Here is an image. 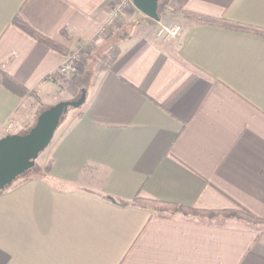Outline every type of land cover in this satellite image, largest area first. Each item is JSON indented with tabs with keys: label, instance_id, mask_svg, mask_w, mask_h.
<instances>
[{
	"label": "crops",
	"instance_id": "crops-1",
	"mask_svg": "<svg viewBox=\"0 0 264 264\" xmlns=\"http://www.w3.org/2000/svg\"><path fill=\"white\" fill-rule=\"evenodd\" d=\"M162 1L158 22L181 26L171 41L134 6L98 35L114 0H0V138L87 90L45 164L0 193V264H264V35L186 16L264 29V0ZM135 197L258 222L163 218Z\"/></svg>",
	"mask_w": 264,
	"mask_h": 264
},
{
	"label": "water",
	"instance_id": "water-1",
	"mask_svg": "<svg viewBox=\"0 0 264 264\" xmlns=\"http://www.w3.org/2000/svg\"><path fill=\"white\" fill-rule=\"evenodd\" d=\"M160 0H132L133 6L154 22L159 21ZM87 90L82 89L79 98L60 101L38 114L35 124L27 133L10 134L0 138V190L35 166L39 153L45 151L57 131L61 118L73 108L85 104Z\"/></svg>",
	"mask_w": 264,
	"mask_h": 264
},
{
	"label": "trees",
	"instance_id": "trees-1",
	"mask_svg": "<svg viewBox=\"0 0 264 264\" xmlns=\"http://www.w3.org/2000/svg\"><path fill=\"white\" fill-rule=\"evenodd\" d=\"M186 0H168V3H171V5L174 8V11H178L181 9V7L183 6L184 2ZM188 16L192 21H194L197 24H201V25H215V26H219V27H224L230 30H238V31H243V32H250V33H254L256 35H264V29H258V28H254L251 26H244V25H240L237 23H230L228 21H225L223 19L221 20H215V19H208L202 16H190V15H186ZM18 26L23 29L26 33H28L30 36H33L35 39L41 41L42 43H45L51 47H56L54 44H52L49 40H46L45 38H41L39 35H37L32 29L28 28L23 22H19L18 21ZM116 58V53H113L111 55H108L107 58V62L106 65H109L114 59ZM106 67V66H105ZM7 89L9 88L11 91L21 95H26L28 92H26L22 86H19L17 83L13 82L11 80V82H9L8 84H5ZM47 107H40L38 108V110L36 111L35 117L37 119V115L40 114L42 111L46 110ZM35 119V121H36ZM35 124V122L33 123V125ZM32 125V126H33ZM31 126V127H32ZM30 127V128H31ZM26 129L25 131H23V133H27L29 131V129ZM20 133V134H23ZM19 134V133H18ZM51 165V160H49V162L44 166L45 167V172L49 173L50 172V167ZM37 168V167H36ZM36 168H33L27 172H25L22 176L18 177L15 182L12 183V185H10L9 187L5 188L4 190L11 188L12 186L18 185L20 183H24L27 179H29V176H31V173H35ZM4 190H0V193L3 192ZM109 200L113 201L112 198H108ZM117 203L121 204V205H126L127 203L121 201V200H116ZM131 203H133L136 206H141L143 208L149 209L152 212L156 213L158 216L166 218V217H173L176 215L181 214L182 216L185 217H195V218H199V219H208V220H213V219H217L221 218L223 220H236L239 222H247L250 224H256L258 222L257 219H254L252 217H250L249 215L245 214V213H241L239 211H235V210H230V211H198V210H189L186 208H183L181 206H176V205H172L169 203H162L159 202L157 200H150V199H145L142 197H135Z\"/></svg>",
	"mask_w": 264,
	"mask_h": 264
},
{
	"label": "built area",
	"instance_id": "built-area-1",
	"mask_svg": "<svg viewBox=\"0 0 264 264\" xmlns=\"http://www.w3.org/2000/svg\"><path fill=\"white\" fill-rule=\"evenodd\" d=\"M133 6L132 0H114L113 7L110 10V14L104 23V25L98 31V35L107 34L109 29H112L117 25L126 10H129ZM181 26L177 23L167 25L162 22H158V27L156 29L155 35L162 38L165 41H171V39H176L180 36ZM92 43L82 42L80 46L73 50L62 62L60 67V72L65 76H71L83 69V61L87 54L90 53V48ZM10 125H6L5 128ZM7 131V130H5ZM16 131V130H14Z\"/></svg>",
	"mask_w": 264,
	"mask_h": 264
},
{
	"label": "rangeland",
	"instance_id": "rangeland-1",
	"mask_svg": "<svg viewBox=\"0 0 264 264\" xmlns=\"http://www.w3.org/2000/svg\"><path fill=\"white\" fill-rule=\"evenodd\" d=\"M164 1V2H163ZM162 2H161V4H160V6L162 5V7L163 8H166V6H169V8H171V10L173 11V12H175L174 11V8H173V6L171 5V3H168V0H163ZM162 7H160V9H162ZM167 10V9H166ZM162 23H164V22H162ZM164 24H166V23H164ZM167 25H169V24H167ZM139 27L137 28H133V30H132V35H133V33H135L136 31L138 32L139 30ZM77 74V73H76ZM71 76H73V75H71ZM71 76H66V77H71ZM62 84H64V83H62L61 82V85ZM65 92H63V94H62V96L63 97H65L64 94ZM61 100V99H60ZM56 101H52V103H55ZM58 104V103H57ZM56 105V104H55ZM44 106H47V104L46 105H42L41 107H44ZM78 110V108H73V109H70V110H68V112L61 118V120H60V124H59V126L57 127L58 128V130L60 129V127H61V125H64L65 123H66V120H68V119H70L72 116H73V113L74 112H76ZM35 119H36V117H35ZM34 122H35V120H34ZM33 122V123H34ZM8 125H10L11 127L10 128H8V126L5 128H3V130H7L6 132H8V134H17V133H23V131H25V130H23V128H30L33 124H29V126H25V125H27V124H25V125H15V123L13 122V121H9V123H8ZM31 125V126H30ZM14 130H16V131H14ZM23 130V131H22ZM58 130L55 132V134H54V136H53V138H52V142L50 143V145H49V147L45 150V151H43V152H41V153H39V156L37 157V160L35 161V166H34V168H36V167H39L40 165H43V164H45V162H46V160H47V158H48V151H49V148L53 145V142H55L54 140L59 136V134L60 133H57L58 132ZM57 134V135H56ZM35 173H36V171H35ZM35 173H31V175H33V174H35Z\"/></svg>",
	"mask_w": 264,
	"mask_h": 264
}]
</instances>
